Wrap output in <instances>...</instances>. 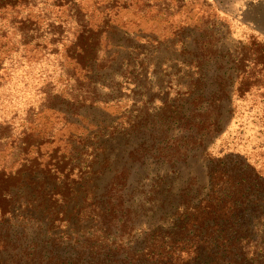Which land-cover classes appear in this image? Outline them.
<instances>
[{
    "label": "rangeland",
    "instance_id": "1",
    "mask_svg": "<svg viewBox=\"0 0 264 264\" xmlns=\"http://www.w3.org/2000/svg\"><path fill=\"white\" fill-rule=\"evenodd\" d=\"M80 30L96 37L92 75L75 60ZM260 76L264 0H0V175L35 157L73 163L70 182L79 164L99 169L98 193L121 186L134 212L137 246L182 196L203 197L207 156L264 146V118L244 108L264 95L236 91Z\"/></svg>",
    "mask_w": 264,
    "mask_h": 264
},
{
    "label": "trees",
    "instance_id": "2",
    "mask_svg": "<svg viewBox=\"0 0 264 264\" xmlns=\"http://www.w3.org/2000/svg\"><path fill=\"white\" fill-rule=\"evenodd\" d=\"M89 34L80 30L73 46L77 65L92 75L99 55L96 37ZM259 79L243 77L236 89L238 98L263 96L264 81ZM73 101L99 103L81 94ZM244 108L255 118H264V105ZM207 158L209 182L203 197L195 202L185 195L182 202V196L168 222L162 220L150 229L137 246L129 236L134 212L122 196L114 197L121 186L98 193L93 177L99 169L94 171L93 166L79 164L85 171L70 182L73 163L68 161L69 170H52L40 167L39 157L33 158L34 167L27 160L0 175V264H264V146ZM123 177L125 172L115 179ZM31 185L32 194L21 191ZM160 185L159 179L151 185L153 201ZM79 197L82 201L75 202L79 206L69 212L68 206Z\"/></svg>",
    "mask_w": 264,
    "mask_h": 264
}]
</instances>
